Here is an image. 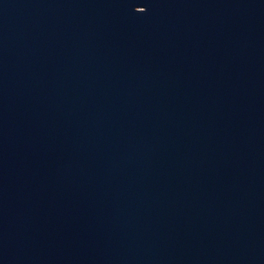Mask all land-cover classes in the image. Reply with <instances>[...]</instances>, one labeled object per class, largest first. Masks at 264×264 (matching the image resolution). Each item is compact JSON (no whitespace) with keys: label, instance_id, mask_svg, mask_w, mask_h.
Returning a JSON list of instances; mask_svg holds the SVG:
<instances>
[{"label":"water","instance_id":"1","mask_svg":"<svg viewBox=\"0 0 264 264\" xmlns=\"http://www.w3.org/2000/svg\"><path fill=\"white\" fill-rule=\"evenodd\" d=\"M0 264H264V0H0Z\"/></svg>","mask_w":264,"mask_h":264}]
</instances>
